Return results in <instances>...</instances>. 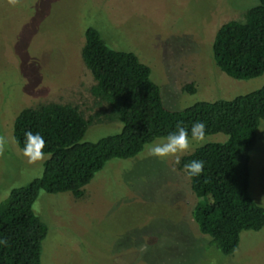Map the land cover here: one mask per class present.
Instances as JSON below:
<instances>
[{
	"label": "rangeland",
	"instance_id": "obj_1",
	"mask_svg": "<svg viewBox=\"0 0 264 264\" xmlns=\"http://www.w3.org/2000/svg\"><path fill=\"white\" fill-rule=\"evenodd\" d=\"M257 0H0V135L9 143L0 155V201L12 188L40 176L48 158L30 164L12 135L20 110L46 103L77 107L88 125L80 141L118 133L108 105L90 93L95 81L80 49L84 30H98L106 44L132 52L147 65L165 108L231 99L264 83V73L238 79L212 56L217 28L242 20ZM192 84L194 91L184 89ZM108 160L83 186L82 196L39 190L31 205L46 226L40 264H264V225L245 230L230 254L198 231L189 177L175 157L149 155ZM223 133L205 143L223 142ZM195 142L186 155L194 151ZM248 192L264 206V119L249 152Z\"/></svg>",
	"mask_w": 264,
	"mask_h": 264
},
{
	"label": "trees",
	"instance_id": "obj_2",
	"mask_svg": "<svg viewBox=\"0 0 264 264\" xmlns=\"http://www.w3.org/2000/svg\"><path fill=\"white\" fill-rule=\"evenodd\" d=\"M257 1L244 11L242 20L222 23L213 36V59L234 78L264 73V0ZM80 56L95 81L90 93L107 103V117L122 127L118 133L82 142L88 120L74 105L51 102L19 111L12 123L16 143L23 149L25 131L40 133L48 158L40 176L12 188L0 201V240L7 241L0 243V264H40L46 226L31 210L39 190L70 192L78 198L108 160L136 155L144 144L174 131L178 121L189 129L193 122L202 121L206 135L226 136L223 142L205 143L180 157L182 168L192 160L204 161L199 176H188L196 199L191 215L198 231L227 255L236 248L241 231H256L264 225V206L257 205L248 192L249 152L264 119V83L231 99L170 110L163 106L148 66L132 52L109 47L94 27L84 30ZM184 89L194 91L190 83ZM262 186L264 190V170Z\"/></svg>",
	"mask_w": 264,
	"mask_h": 264
},
{
	"label": "clouds",
	"instance_id": "obj_3",
	"mask_svg": "<svg viewBox=\"0 0 264 264\" xmlns=\"http://www.w3.org/2000/svg\"><path fill=\"white\" fill-rule=\"evenodd\" d=\"M19 0H9L10 4H17ZM25 142L22 149V155L27 158L28 163L34 164L45 159L44 148L46 141L40 133H33L30 130L25 131ZM206 139V125L202 121L192 123L190 129L184 126L182 121H178L175 130L167 134L160 142L149 146V155L161 159L175 157V162L180 163V155L187 153L195 142L196 146H202ZM8 139L0 135V155H3ZM184 170L189 177L199 176L204 170V161L192 160L184 165ZM0 243L6 244V240H0Z\"/></svg>",
	"mask_w": 264,
	"mask_h": 264
}]
</instances>
